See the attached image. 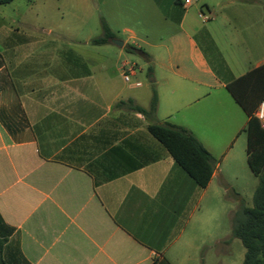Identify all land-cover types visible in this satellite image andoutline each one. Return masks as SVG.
I'll use <instances>...</instances> for the list:
<instances>
[{
	"label": "crops",
	"instance_id": "crops-1",
	"mask_svg": "<svg viewBox=\"0 0 264 264\" xmlns=\"http://www.w3.org/2000/svg\"><path fill=\"white\" fill-rule=\"evenodd\" d=\"M195 1H169L164 21L175 27L155 43L128 27L124 39L113 31L104 44L88 39L93 49L16 31V50L0 53V238L9 264L243 263L245 247L227 226L229 194L240 195L224 163L242 159L233 152L241 133L247 161L249 117L227 85L264 64L260 19L226 38L208 1L193 9ZM153 89L154 114L130 107L148 110ZM152 124L184 128L211 154L206 188L150 134Z\"/></svg>",
	"mask_w": 264,
	"mask_h": 264
},
{
	"label": "rangeland",
	"instance_id": "rangeland-1",
	"mask_svg": "<svg viewBox=\"0 0 264 264\" xmlns=\"http://www.w3.org/2000/svg\"><path fill=\"white\" fill-rule=\"evenodd\" d=\"M169 1L12 0L8 4L0 5V53L8 56L9 51L16 50V31L41 37L47 41L57 39L59 43H63V46L93 49L94 46L86 41L102 37L103 22L119 38L124 39L123 29L128 27L139 34L148 35L149 42L155 43L159 35H165L175 27L164 21L169 11ZM207 1L206 4L215 12V18L224 22L219 29L226 38L237 36L240 39L243 33L253 31V25L247 23L248 21L254 22L259 17V27L262 33L260 46L261 50H264V0ZM199 3V0L195 1L193 9H198ZM203 13L207 15V12ZM197 20L201 24V19L197 18ZM212 23L208 21L205 24ZM48 30L53 31L51 36L46 34ZM138 63L140 65L142 62ZM143 74H147V69ZM237 151L242 157L240 161H230L228 157L224 163L227 171L232 176L236 175L232 178L231 184L235 192L240 195L239 199L233 193L229 194V210L234 213L229 216L227 222L230 231L233 218L240 207L242 205L252 206L254 191L258 185L257 177L251 173L244 158L246 154L245 133H241L235 142L233 152ZM223 226H226L224 220Z\"/></svg>",
	"mask_w": 264,
	"mask_h": 264
},
{
	"label": "trees",
	"instance_id": "trees-1",
	"mask_svg": "<svg viewBox=\"0 0 264 264\" xmlns=\"http://www.w3.org/2000/svg\"><path fill=\"white\" fill-rule=\"evenodd\" d=\"M11 1L0 0V5ZM113 36L110 27L103 22V35L94 39L93 43H107ZM227 89L249 117L244 130L248 135L247 163L258 178L253 204L250 207L242 205L236 212L232 235L240 239L245 247L242 264H264V126L255 116L259 104L264 101V64L230 82ZM128 104L144 114H154L158 105L157 93L153 89L148 110L135 106L131 100ZM148 130L200 188L208 186L214 171L213 158L193 135L182 127L170 124H152ZM5 242L0 238V264H9L3 258Z\"/></svg>",
	"mask_w": 264,
	"mask_h": 264
},
{
	"label": "built area",
	"instance_id": "built-area-1",
	"mask_svg": "<svg viewBox=\"0 0 264 264\" xmlns=\"http://www.w3.org/2000/svg\"><path fill=\"white\" fill-rule=\"evenodd\" d=\"M193 0H185L184 4L185 5H189L192 3ZM199 16L205 21L207 19L206 15L203 14L202 12L199 14ZM134 72V66H128L125 68L124 70V78L125 80H129V76L130 74H132ZM255 116L263 123L264 126V101H262L259 106L258 109L255 113Z\"/></svg>",
	"mask_w": 264,
	"mask_h": 264
},
{
	"label": "water",
	"instance_id": "water-1",
	"mask_svg": "<svg viewBox=\"0 0 264 264\" xmlns=\"http://www.w3.org/2000/svg\"><path fill=\"white\" fill-rule=\"evenodd\" d=\"M114 42H115L116 44H119L120 46L123 45V42H122V41L114 40Z\"/></svg>",
	"mask_w": 264,
	"mask_h": 264
}]
</instances>
